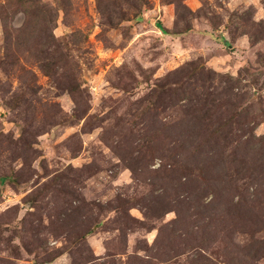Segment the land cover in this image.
<instances>
[{
	"label": "rangeland",
	"instance_id": "1",
	"mask_svg": "<svg viewBox=\"0 0 264 264\" xmlns=\"http://www.w3.org/2000/svg\"><path fill=\"white\" fill-rule=\"evenodd\" d=\"M0 264H264V0H0Z\"/></svg>",
	"mask_w": 264,
	"mask_h": 264
},
{
	"label": "trees",
	"instance_id": "2",
	"mask_svg": "<svg viewBox=\"0 0 264 264\" xmlns=\"http://www.w3.org/2000/svg\"><path fill=\"white\" fill-rule=\"evenodd\" d=\"M159 27L161 28V25L159 24ZM162 29V28H161Z\"/></svg>",
	"mask_w": 264,
	"mask_h": 264
}]
</instances>
